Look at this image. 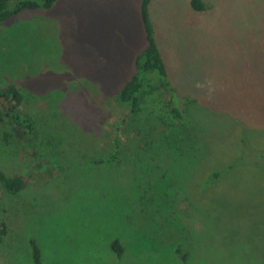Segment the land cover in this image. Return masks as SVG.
Masks as SVG:
<instances>
[{
    "label": "rangeland",
    "instance_id": "obj_1",
    "mask_svg": "<svg viewBox=\"0 0 264 264\" xmlns=\"http://www.w3.org/2000/svg\"><path fill=\"white\" fill-rule=\"evenodd\" d=\"M190 1L149 6L169 82L196 100L188 131L120 132L111 165L93 161L117 154L115 97L147 46L141 0H61L0 26V86L31 95L21 111L38 131L26 145L0 123V170L25 181L17 196L0 190V264H33L30 240L42 264H182L178 245L188 264H264V165L207 184L243 141L264 151V0H203L201 13Z\"/></svg>",
    "mask_w": 264,
    "mask_h": 264
},
{
    "label": "trees",
    "instance_id": "obj_2",
    "mask_svg": "<svg viewBox=\"0 0 264 264\" xmlns=\"http://www.w3.org/2000/svg\"><path fill=\"white\" fill-rule=\"evenodd\" d=\"M61 0H0V26L24 11H49ZM152 0H141L140 15L146 35V48L134 59L135 72L133 76L123 85L115 97V103L123 112L121 121L116 125L113 139V153L101 159L93 161V165H111L117 161L118 153L121 152V141L119 133L123 132L132 136L144 135L151 138L162 133H171L173 140H179V133L188 131L190 126V107L196 104L191 97L181 96L169 82L164 60L156 44L153 24L149 15V6ZM190 6L193 11L201 13L210 9V5L203 0H191ZM162 93L168 97L166 109L169 114V122H165L161 116L163 100ZM31 95L24 89L15 85L7 87L0 86V123L3 127L10 129L11 134L7 137L17 139L26 145H31L37 140L38 131L33 118L21 111V108ZM152 103V111L146 112L143 118L144 105ZM158 106V109L156 108ZM130 129V130H128ZM157 129V130H156ZM178 131V132H177ZM168 134V135H169ZM167 138V136H166ZM164 138L166 141H168ZM169 142V141H168ZM243 153L241 157L231 165L219 172H215L209 178L207 184L215 183L223 173H227L235 167L247 165H264V151L252 148L243 141ZM25 188V181L21 176L8 177L0 170V190L9 196L19 195ZM31 259L33 264H42V255L35 240H30ZM120 263L124 253L123 247L118 239L109 245ZM175 256L182 262L188 264L190 253L187 248L178 245L173 250Z\"/></svg>",
    "mask_w": 264,
    "mask_h": 264
},
{
    "label": "crops",
    "instance_id": "obj_3",
    "mask_svg": "<svg viewBox=\"0 0 264 264\" xmlns=\"http://www.w3.org/2000/svg\"><path fill=\"white\" fill-rule=\"evenodd\" d=\"M259 248V247H258ZM252 251H250L249 253H250V255L252 254L251 253ZM255 262H259V263H264V253L262 252V251H258V252H256V250H255ZM257 256L259 257V258H257ZM252 261V260H251Z\"/></svg>",
    "mask_w": 264,
    "mask_h": 264
}]
</instances>
